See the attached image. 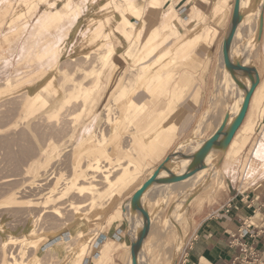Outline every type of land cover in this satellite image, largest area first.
Wrapping results in <instances>:
<instances>
[{
	"label": "rangeland",
	"instance_id": "obj_1",
	"mask_svg": "<svg viewBox=\"0 0 264 264\" xmlns=\"http://www.w3.org/2000/svg\"><path fill=\"white\" fill-rule=\"evenodd\" d=\"M43 1L46 0H0V264H9L11 253H17L22 247V244L19 245L20 242L13 241L4 247L3 241L7 235L14 238L20 236L27 239L40 238L41 242L43 241L39 246L33 244L34 246L31 247L29 244L27 249H24L22 256L26 264H86L88 263L87 257H90V260L93 257L92 244L98 239V236L104 235V239L107 237L108 240H112L111 235L120 229L123 232L122 240H115L116 242L108 244L110 252L102 258L99 264H174L189 242L194 214L201 211L203 207L205 209L209 204L216 203L225 187L226 173L235 168L243 169L244 166L249 174L254 171L255 164L252 162L248 166L249 164H245L246 160L243 157L252 148L251 145L254 142L252 140L258 135L261 126H264V89L263 91L260 89L264 84V5L259 12V16H262L263 19L261 26H259L256 15L258 6L253 19V12V16L251 15L253 7L249 5L248 1L238 26L240 31H237L241 33V39L238 37L240 39L238 41L245 57L244 63L241 61L240 64L247 70L246 74L240 71L237 65L234 66L228 50L224 47L226 36L233 29L240 0H220L224 8L218 16L213 18L211 14L206 18L204 15V21H202L204 28L199 29L200 24L198 31L192 33L200 32L204 35L201 40V46L204 45V56L200 57L201 50H194L185 57L187 60L175 62L168 72H164L162 77L163 79H173L165 89L171 90L173 83L177 81L182 88L187 86L186 93H188L184 102L181 98V102L178 104L185 109L181 120L173 126L165 125L163 135L168 138L163 142L160 153L156 157L147 156L144 153L143 158L137 157L136 159L135 156L125 158L128 168L124 173L125 180L121 182L123 184H117L111 188V190L117 189V191L110 196L107 195L110 191L108 190L109 185L106 187L102 183L100 186L106 187V189L101 191L106 192L103 197H100L101 201L93 208V211L87 216L82 214V210L78 211L81 216H84V219L74 218L75 208L72 209L71 206H68L69 200H62L57 202V204L64 205L61 216L55 215L49 210L50 208H47L50 212L44 213L38 223H35L31 222L29 214L37 215L40 211L46 210L44 206L48 204L47 197L55 184L57 189H54L61 190L70 179L75 177L77 172L97 160L103 165V168L98 171L91 170L90 173L101 178L106 167H114L119 162V157H125V151L112 153L110 147L109 150L98 156H94L92 153L89 156H80L78 152L76 153L80 149V139L78 138H82L90 129L96 131L98 128L97 131H99L101 127L106 128V111L102 108L101 102L93 101L95 89L102 85L104 91L110 90L106 82L113 74L124 76L138 73L139 67L136 59L150 47V45H145L147 37L144 36L142 39L143 34L136 36L134 50L135 55L137 53L138 55L136 57L134 55L126 56L125 67L120 70L116 68V64L119 62L112 60L113 50L107 54L109 56L108 64L103 62L97 54L80 59L66 57L63 52L64 48L57 43L50 42L41 46L42 42H37V40L43 38L46 32L61 25L63 18L65 20L73 19L74 13L68 11L59 20L46 23L50 14L59 8L56 6L57 2L53 3L51 8H56L46 10L40 17L41 23L36 25L35 31H31L30 10L36 9ZM58 1H63L64 7L66 0ZM132 1L136 0H111L107 9L122 14L121 8H126ZM155 2L156 7L163 3L162 0H155ZM68 4L72 8L70 0ZM72 9L80 11V7ZM11 12L13 14L22 12V14L17 17ZM173 19L174 15L169 13L164 17L162 24L155 27L153 34L159 33L154 40L155 45L165 43L167 47V44L175 43L188 36L178 32ZM28 34L32 35V39L24 42L22 39ZM146 35L148 36V32ZM5 36H9V40L3 42ZM198 48L200 49V47ZM38 54H41L42 58ZM192 58H194V64L190 66L188 62ZM98 70L102 72L101 78H91ZM88 71H94V73L88 77L86 75ZM48 73L53 74L49 83L53 80L60 81L64 75H67L64 79V85L67 88L72 86L73 80H76L77 86H81L83 82L89 84L91 95L88 102L82 104L78 99L71 107L64 108L57 118L49 117L48 110L51 105L46 103L48 100L42 105H36L33 110L27 111L26 102L28 99H25L29 97V88L38 84ZM249 82L251 83L249 84ZM158 84L161 83L157 82L156 87ZM246 90L250 93L247 97L244 118L242 117L237 124V129L235 128L232 136L228 138L222 136L218 139L213 138V133L216 132L217 135H220L222 130V127L217 129L222 121H217V118L220 116V119L224 117L226 120L235 99L244 96ZM38 91L46 97L45 89L40 88ZM257 91L260 93L256 94ZM54 98H57L56 94L52 100ZM111 104V113H114L113 111L117 110L115 108L118 105ZM217 104L221 106H217L220 109L213 110ZM81 109L84 110L83 113L80 111ZM211 110L213 111L211 112L212 117ZM77 114L78 117L79 115L82 117L75 126ZM204 116L207 119L204 120ZM217 123L218 127H216ZM86 124L90 125V128ZM257 124L259 127L255 132ZM72 126L75 127L72 128ZM215 129L217 130L214 132ZM239 132L244 135V142L243 144L235 143V154L229 155V151L234 147L233 137ZM209 139L212 141L210 142ZM97 140L100 141V138ZM188 140L190 141L185 143ZM129 141L128 137L124 136L120 141L122 148L132 143L131 140ZM217 141L221 145L219 148L220 163L217 165L216 171L208 164L206 165L207 170L203 168L205 174L200 169L204 176L201 180L198 179L202 181H199L200 183H203L200 184L201 187L198 186L196 178V181L193 179V182L191 179L190 183V180H186L182 174L176 175L172 170L165 169L169 167L170 162L167 160L171 155L176 154L179 159L191 164L190 158L193 156V152L204 145H214ZM195 144H199L200 147ZM238 145L246 146L241 150V146ZM262 145L264 146V142ZM41 152L44 155H41ZM36 160L38 161L36 162ZM173 168L175 167L172 166ZM117 174L118 172L113 173V177H116ZM9 178L11 180L7 181ZM193 183L195 185L197 183V185L195 186ZM146 185H148L149 193L140 195L139 192ZM72 196H74V202H81L89 194L85 196L74 194ZM135 196L141 203L139 212H146L145 217H141L136 210ZM13 198L16 200H12ZM88 207L85 206L82 209L85 210ZM180 209L184 211L182 214L178 212ZM30 222L37 226L36 234L32 235L25 231ZM79 222L89 224L87 229L89 237L75 244L72 230L79 225ZM61 241H68L66 244L68 249L60 258L50 248L55 242ZM137 244L140 245L142 251L140 250V255L135 257L134 249ZM101 246L102 243L94 253L102 251ZM116 251L119 254H117L119 260L113 256Z\"/></svg>",
	"mask_w": 264,
	"mask_h": 264
},
{
	"label": "bare ground",
	"instance_id": "obj_2",
	"mask_svg": "<svg viewBox=\"0 0 264 264\" xmlns=\"http://www.w3.org/2000/svg\"><path fill=\"white\" fill-rule=\"evenodd\" d=\"M247 1L249 2V5H251L253 7L252 11H251V15H252V12H253V15L255 14V12H256L255 9L258 6L256 15L258 16L257 18H258L259 26H261L263 19H262V16H259V12H260L261 8H263L264 0H240V2L238 3V9H237V12L235 15V21H234L233 29H231L230 33L226 36L225 43H224V47L228 50L229 57L233 61L234 66L237 65L238 69L240 71L245 72V74L247 73L246 72L247 70H245L240 64L241 61L243 62L245 60V57H244L242 50H241V47L239 45V41L241 39V37H240L241 33L238 32L237 30L240 31L238 26H239V23L241 22V20L243 18V13L245 11ZM133 8L134 9L132 10V13L135 14L136 16H140L143 14V7L142 6H135ZM144 10H145V8H144ZM253 10H255V11H253ZM53 18L54 17H50L48 20H52ZM203 18H204V14H201L200 15V21L196 26L197 31H198V28H199L200 24L202 23V21H204ZM254 18H255V15H254L253 19ZM251 20H252V18H251ZM125 21L129 22L128 15H125ZM156 26L157 25H155L153 28H151L148 31V36L145 35V37H147L145 45L146 46L150 45V47L145 50L144 54L140 55L136 59V62H137L138 67H139L138 73H135L133 75H124V76H122V74H119V75L113 74V75H111V77H109L108 81L106 82L107 83L106 85L110 87V90L104 91L101 87L102 85H99L95 89L93 101L94 102H101L102 108H104V110L106 111V113H105L107 115L106 116L107 119L105 120L106 128L101 127V128H99V131H97L98 128H96V131L95 130L91 131V129H90V131L88 133H86L83 136L81 135L82 138H78V139H80V141H79L80 149L78 151H76V153L78 152V155H80V156H83V155L89 156L90 153L94 154V156H98V155H101L102 153H105V151L109 150V147H110V151L112 153H119V152L125 151L126 152L125 157H121V158L119 157V162L116 165H114V167H112V168L106 167L103 170L104 173H103L101 178H99L98 175H94V174L90 173L91 170L98 171V169L101 170L103 168L102 167L103 165H101L100 162L97 160L93 164L90 163L89 166H87L85 169H82L79 172H77L75 177L70 179V181L61 190L56 191L54 189V188L57 189L56 184H55L54 185L55 187L52 189V191L49 193V196L47 197V203L48 204L44 206L46 208V210L40 211L37 215H35V213H30L29 219L31 220V222L34 221L35 223H38V221L42 217V215L44 213L50 212V211L52 213H54L55 215L61 216V214L63 213L62 209H64V205L63 204L62 205L57 204V202H60L62 200H69L70 203L68 204V206L69 207L71 206L72 209L75 208V217L73 216L74 218H83L84 219V216H87L90 212H92L93 208L96 205H98L99 202L101 201L100 197H103L104 193L106 192L105 191L103 193L101 190H105L106 187H108V185H109L108 190H110V191H109V193H107V195L112 196V195H114V192L117 191V189L111 190V188H113L117 184H121V182L123 180H125L124 179V173H125L126 169L128 168V167H126L127 162H126L125 158L130 157V156H135L136 159H137V157L143 158L144 153L147 156L156 157L160 153V151L162 150L163 142L166 141V139L168 138L167 136L163 135V133H165V125L168 124V126H173L175 123H177L181 120L180 118H181L183 112L185 111V109H184V107L178 106V104H179V102H181V98L184 102L185 96L188 93V92L186 93V91L188 90L187 86H186V88L185 87L182 88V86H180L177 83V81H175L173 83V85H172L173 88H171V90L165 89V87H167L169 82H172L173 79L172 78L163 79L162 77L164 75V72H168V69H170L175 62H179L181 60H183V61L187 60L185 57L187 55L191 54L194 50L200 51L201 49H199L198 47H201V40L204 38V35L201 34L200 32H197V33H194L192 35L186 36V38H184V39L181 38V39L177 40L175 43L171 42V44H167L168 45L167 47H166L165 43L155 45L154 40H156V38L159 35L158 32H157V34H153ZM194 31H196V30H194ZM160 34H161V32H160ZM238 37H240V39ZM235 39H237V40H235ZM237 43L239 46L237 45ZM134 46L135 45L133 43L126 50L125 58H126V56L132 57V54L134 51ZM41 52H45V51H41ZM38 55L40 57L41 54H38ZM44 56H45V54H44ZM40 58H42V56ZM101 59L103 62L108 64L107 63L109 61L108 55L101 57ZM193 61H194V58L190 59V61L188 62L190 66H192V64H194ZM123 67H125V64L123 63V61L116 64V68L118 70H120ZM227 72H228V70H227ZM93 73H94V71H88V72H86V75L89 77V75H91ZM101 74H102V72L98 70V71H96V74L93 75L91 78H93V77H96V78L100 77L101 78V76H102ZM52 76H53V74H51V73L46 74L38 84L33 85L29 88V91H28L29 97H27L25 99V100L28 99V101L26 102L28 105V106H26L27 111L33 110L36 105H39V104L42 105L46 100H48V101H46V103H48V105H51V106H49L50 110H48L49 111V117L57 118L64 108H66L68 106L71 107V105L73 103H75L78 99L81 100L82 104L88 102L90 95H91V92L89 90V88H90L89 84H85L83 82L81 84V86H77V84L75 83L76 80H73L71 82V84L73 83L72 86H69L70 88L69 87L67 88V86L64 85V79L67 77V75H64L63 76L64 78L62 77L63 79L60 81L53 80L49 83ZM88 77H86V78H88ZM91 78H88V79H91ZM157 82L158 83L160 82L161 84H158L156 87ZM250 83L251 82H249V84ZM47 84H48V86H47ZM249 84H247V85H249ZM40 88L45 89L46 97L39 93L38 90ZM180 89H182V90L180 91ZM260 89H261V91H263L264 84L261 85ZM61 92H62V94H61ZM249 93H250V91L246 90L244 96H241V97L235 99V102H234V104H232V107L229 110L228 118L226 120H224V117H223V119H220L219 118L220 116L217 118V121H219V120H222V121L219 123L220 126L218 127L219 124L217 123L216 127H218L217 129H220V127H222V130L220 132V135H217L215 132L217 129H215L214 130L215 134L213 133V135H212L213 138L218 139V137L220 138V136H222L223 138L224 137L228 138L229 136H232L235 128L237 129V124L239 123V121L243 117L246 102H247V97L249 96ZM257 93H260V92L257 91L256 94ZM54 94L57 95V98H54L52 100V97L54 96ZM183 96H184V98H183ZM219 96H221V95H219ZM163 97L166 99H164ZM90 101H91V99H90ZM111 103L118 105V107L115 108L117 110L113 111L114 113H111V108H112ZM218 104H220V103H218ZM218 104L216 105V108L213 110L217 109V111H218L220 109L217 106H220V105L222 106V104H220V105H218ZM80 111L82 113L84 112V110H82V109ZM211 112H213V111L212 110L210 111V115L212 114ZM217 114H218V112H217ZM71 115H72V113H71ZM214 115H215V113H214ZM61 116H63V115H61ZM81 117H82V115H79V117H78V114L76 115L75 126L80 122ZM211 117H212V115H211ZM209 118H210V116L208 117V119ZM205 119H207V117L205 118V116H204V120ZM87 126L90 128V125H87ZM74 127L72 126V128H74ZM83 129H85V128H83ZM62 130H63V128H62ZM71 131H69V132H71ZM82 133H83V131H82ZM124 136L125 137L127 136L128 141L131 140L132 143L131 144L129 143L126 147L122 148V144L120 143V141ZM22 138H23V136H22ZM98 138H100V141L97 140ZM197 138H199V137H197ZM125 140L126 139L124 138V141ZM97 141H98V143H97ZM189 141L190 140H188L185 143H188ZM209 141L211 142L212 139H209ZM215 141H216V139H215ZM20 143H23V142H20ZM199 143H200V141H199ZM191 144H194V143L191 142ZM195 145L199 146V144H195ZM22 146H24V145H22ZM220 146H221L220 142L217 141V142H215L214 145H209V146L204 145L202 148L197 149V151L193 152V156L190 158L191 164L188 163L187 161L179 159L176 154H173L167 160V162H170L169 167L165 168V169L166 170H172L173 173H175L176 175L182 174V177H184L186 180L189 179L190 183H191V179H192V182H193V179H194V181H196L195 178L197 180L198 179L201 180L202 177H204L202 175V172H203V174H205L204 173L205 171H203V168L205 170L207 164L210 165L211 168L214 169V171L217 170V165L220 163V160H221V155L219 154ZM124 148H127V149L125 150ZM193 149H194V146H193ZM28 150H29V148H28ZM56 151H57V149H56ZM41 155H44V154H42V152H41ZM37 159H39V158H37ZM42 160H44V159H42ZM37 161L38 160H36V162ZM127 161H129V160H127ZM167 162L165 163V167H166ZM33 164L35 165V163H33ZM172 166H174L175 168L172 169ZM27 168H28V165H27ZM200 169L202 170V172ZM115 172H118V174L116 177H113V173H115ZM50 176H49V178H50ZM9 180H11V179L10 178L7 179V181H9ZM41 180H43V179H41ZM189 180H188V182H189ZM200 180L196 181L199 183L198 184L199 187H201L200 184L201 185L203 184V183H200V182H202ZM40 183H42V182H40ZM102 183L104 184V186H106L105 188L100 186ZM196 185H197V183H196ZM102 188H104V189H102ZM142 188H144V187H142ZM195 189H196V187H195ZM197 189H198V187H197ZM148 190H149L148 185H146V187L143 190H141L139 192V194L141 195V194L146 193V192H147L146 194H148L149 193ZM74 194L79 195V196H85V195L89 194V196L85 200H82L81 202H74L73 201L74 196H72ZM146 194H144L145 195L144 197H146ZM135 197H136L135 199L137 201L136 210L141 217H145L146 212L145 213L143 211L139 212L140 207H141V203L139 202V198L137 196H135ZM71 198H72V200H71ZM12 200H16V198H13ZM144 201H146V200H144ZM142 203H143V200H142ZM53 204H56V205L53 206ZM85 206H89V207L87 209L83 210L82 207H85ZM143 206H144V204H143ZM47 208H50L49 209L50 211L47 210ZM186 208H188V207H186ZM142 209L144 210V208H142ZM79 210L83 211L82 214L84 216H81L79 214V212H80ZM178 212H180V214H182L184 211H183V209H180ZM31 222L25 228L26 229L25 231H28L29 233H31L33 235V234L37 233L38 228L35 224H33ZM78 224L79 225L72 230L75 244L80 242L81 240L89 237L87 234V229L89 227V224H85V223H81V222H79ZM119 231H121V229ZM5 238L6 239H4V241H3L4 247L11 244L10 243L11 241H13L15 243L20 242L19 245L22 244V247L19 249V251L17 253L14 254V253L10 252L11 255L9 256V258H10L9 264H26L24 259H23V256H22L24 249H27L29 244L32 247L34 245L36 246L37 244H38L37 246H39L43 242V241L41 242L40 238L39 239H36V238L27 239L23 236L14 238L13 236L11 237L10 235H7V237L5 236ZM118 239H119V241H121L122 240L121 236H119ZM116 241H115V239L105 241L101 246L102 251L95 254L92 257V259L88 262V264H99V262L102 260V258L107 256L110 252L108 244H110V242H116ZM67 242L68 241H61L59 243L55 242L50 249H51V251L58 254V256L61 258L68 249L66 247ZM95 244H96V246H99L98 242H96ZM122 245H124V243H122ZM140 250H141L140 245L137 244L135 249H134L135 257L140 255L139 253L142 251V250L141 251Z\"/></svg>",
	"mask_w": 264,
	"mask_h": 264
},
{
	"label": "crops",
	"instance_id": "obj_3",
	"mask_svg": "<svg viewBox=\"0 0 264 264\" xmlns=\"http://www.w3.org/2000/svg\"><path fill=\"white\" fill-rule=\"evenodd\" d=\"M110 1L70 0L72 8L80 7L79 12L70 8L69 0H66L64 7L63 1H43L39 3L36 9L30 10L32 22L30 29L35 31L36 25L41 23L40 17L46 10L55 9L56 7L51 8V5L57 2L56 6L59 8L50 14L46 23L59 20L68 11H73L75 17L66 20L63 18L61 25L46 32L43 38L37 40V42H42L41 46L55 42L64 48L63 52L66 57L71 56L73 59H80L93 54L103 57L113 50V62L123 61L125 63L124 60L127 61L124 58L126 50L136 41V36L143 34V39L151 28L155 25H161L164 17L169 13L174 15L173 23L179 32L191 35L194 30L197 31L196 26L200 21L201 13L206 18L211 14L215 18L224 8L220 0H162L163 3L160 2L159 7L155 6V0L152 4V0H136L128 4L126 8H121L122 14H120L112 11V9H107ZM135 6L143 7L142 15H133L132 10ZM21 14L22 12L12 13L16 16ZM125 15H128L129 22L125 21ZM50 17L54 18L48 20ZM203 28L204 23H201L199 29L202 30ZM30 39H32V35L28 34L22 40L27 42ZM8 40L9 36H5L3 42ZM200 49L202 50L199 52L201 57L204 56V45ZM133 55L136 57L138 53L135 55L134 50ZM258 127L259 124L256 125L255 132H257ZM233 138L234 147L229 151V155L235 154V143L243 144L245 137L239 132ZM252 141V148L243 158L246 160L245 164H249L248 166L252 162L255 164L254 171L249 174L244 166L243 169L235 168L226 173L225 187L218 196L216 203L209 204L205 209L203 207L201 211L194 214L189 242L174 264H243V252L239 246L241 242H246L256 250L264 262L263 125ZM245 146H241L240 149L242 150ZM245 220H250L252 226L250 234L242 236L241 229ZM118 234L122 238V229L112 234L111 238L119 241ZM103 236H98V239L92 244L94 250L91 253L93 256L98 253L94 252L99 247L95 243L98 242L100 245L108 240L107 237L104 239ZM89 250L91 251V248ZM117 254L116 251L113 256L119 260ZM86 260L89 262L90 257H87Z\"/></svg>",
	"mask_w": 264,
	"mask_h": 264
},
{
	"label": "built area",
	"instance_id": "obj_4",
	"mask_svg": "<svg viewBox=\"0 0 264 264\" xmlns=\"http://www.w3.org/2000/svg\"><path fill=\"white\" fill-rule=\"evenodd\" d=\"M240 192L242 191L240 190ZM251 226H252L251 221L245 220L243 227L241 229V235L245 236L250 234ZM239 246H241V250L243 252V257H242L243 264H264L262 258H260L256 253V250H254L246 242L239 243Z\"/></svg>",
	"mask_w": 264,
	"mask_h": 264
}]
</instances>
